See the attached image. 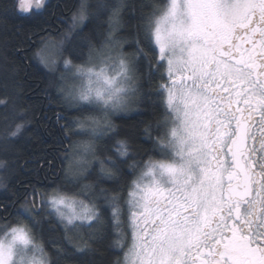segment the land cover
<instances>
[{
    "label": "snow or ice",
    "instance_id": "6c2138e0",
    "mask_svg": "<svg viewBox=\"0 0 264 264\" xmlns=\"http://www.w3.org/2000/svg\"><path fill=\"white\" fill-rule=\"evenodd\" d=\"M49 7L0 0V23L54 26ZM89 7L72 12L64 40H79L64 71L44 56L42 25L33 46L63 105L65 159L90 156L98 173L64 170L51 184L0 175V264H103L105 249L106 264H264V0L100 4L99 48L83 34ZM9 103L6 141L27 130ZM134 107L150 119L115 122Z\"/></svg>",
    "mask_w": 264,
    "mask_h": 264
},
{
    "label": "trees",
    "instance_id": "16d2710c",
    "mask_svg": "<svg viewBox=\"0 0 264 264\" xmlns=\"http://www.w3.org/2000/svg\"><path fill=\"white\" fill-rule=\"evenodd\" d=\"M86 2L93 15L85 20L84 24L87 26L84 27L83 34L89 35L93 43L99 48L103 41V33L107 28L105 24L107 12L98 8V5L112 4L115 0H86ZM145 2L163 5L166 0H145ZM78 3L79 0H54L43 18L52 21L57 6L58 12L54 26L43 24V20L21 21L15 18L0 23V99L7 98L10 102L9 113L13 107L17 112L23 111L25 113L24 122L27 126V130L21 136L11 141H6L0 137V160H5L11 165L7 173L0 170V175H7L10 181L17 184L18 181L27 180L51 184L56 181L57 176L61 177L62 180L63 171L67 167L65 149L71 141L66 139L61 131V125L65 121L57 122V115L60 114L63 105L56 91L49 88L51 74L40 66L34 58L37 48L33 45H40V36H33V33H41L40 26L42 25L46 30L54 28L55 31L51 32L50 37L58 38L67 30L71 13ZM68 13H70L69 17L62 18ZM61 21L65 23H61ZM58 29H61L60 33ZM125 34L126 30L121 32V35ZM41 35L46 39L43 32ZM27 37H32V39L29 40ZM78 40L79 38L72 41L71 44L68 42L64 45L62 49L63 59L68 55L66 49L73 47ZM128 50L131 51V49ZM75 62L80 63V60ZM62 70H65L64 67ZM58 74L57 71L56 75ZM3 114V106H0V131L5 126ZM64 114L66 115L67 111ZM161 115L160 106L155 118L161 120ZM113 119L121 127L130 129L141 120L150 119V117L129 115L123 120L118 117ZM16 122L20 123L19 120ZM73 139L76 138L73 137ZM143 147L149 146L143 145ZM98 169L99 167L96 165L91 168V180L95 179ZM125 179H130V177ZM104 186L111 188L113 184L109 181ZM68 187L71 188V185ZM103 255L105 257L103 264H106L107 259H115L107 249L104 250ZM97 264H102V262L98 261Z\"/></svg>",
    "mask_w": 264,
    "mask_h": 264
},
{
    "label": "rangeland",
    "instance_id": "374dc122",
    "mask_svg": "<svg viewBox=\"0 0 264 264\" xmlns=\"http://www.w3.org/2000/svg\"><path fill=\"white\" fill-rule=\"evenodd\" d=\"M80 2H81V0H79V3ZM70 23H71V16H70L68 25H70ZM84 23H85V21H84ZM65 32H67V30ZM65 32L60 34V36H58V38L47 37V40L49 41V45H48L47 50L44 53L45 58L51 62L52 66L55 67L58 70V72L64 71V70H62V68L64 67V64H63L64 59H63V55H62L63 54L62 49H63L64 45L69 42L68 40H64V33ZM40 65L48 72V70L42 64H40ZM69 75H70V73H69ZM90 160H91L90 156H80V155L72 156L70 159H67L68 164L66 165L67 167L65 170H68L70 172L75 173L77 171H80L84 167H88V169L90 171L94 165L98 166L94 162L89 164L88 161H90Z\"/></svg>",
    "mask_w": 264,
    "mask_h": 264
},
{
    "label": "flooded vegetation",
    "instance_id": "af4514ba",
    "mask_svg": "<svg viewBox=\"0 0 264 264\" xmlns=\"http://www.w3.org/2000/svg\"><path fill=\"white\" fill-rule=\"evenodd\" d=\"M53 1L54 0H49V5H51L52 3H53ZM58 4V3H57ZM56 4V5H57ZM57 6L55 7V12H54V15H53V18H55L56 16H57ZM68 16V14H65V15H63V17L62 18H66ZM161 111H162V117H161V121L163 120V113H164V106H163V104H161ZM125 117H128L129 115H137V113H136V109H135V107L133 108V110L132 111H130V112H128V113H125V114H123ZM149 146V145H148ZM51 178L53 179V176H51Z\"/></svg>",
    "mask_w": 264,
    "mask_h": 264
},
{
    "label": "bare ground",
    "instance_id": "6f19581e",
    "mask_svg": "<svg viewBox=\"0 0 264 264\" xmlns=\"http://www.w3.org/2000/svg\"><path fill=\"white\" fill-rule=\"evenodd\" d=\"M69 15H70V13H68V16L67 17H69ZM58 30H59V32H61V29H58ZM53 31H55V29L54 28H50V29H47V31L43 32L44 35H46V39H47V37L51 38L50 35H51V32H53Z\"/></svg>",
    "mask_w": 264,
    "mask_h": 264
}]
</instances>
